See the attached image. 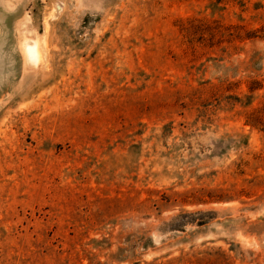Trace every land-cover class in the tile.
<instances>
[{"label": "rangeland", "instance_id": "374dc122", "mask_svg": "<svg viewBox=\"0 0 264 264\" xmlns=\"http://www.w3.org/2000/svg\"><path fill=\"white\" fill-rule=\"evenodd\" d=\"M0 264H264V0H0Z\"/></svg>", "mask_w": 264, "mask_h": 264}, {"label": "bare ground", "instance_id": "6f19581e", "mask_svg": "<svg viewBox=\"0 0 264 264\" xmlns=\"http://www.w3.org/2000/svg\"><path fill=\"white\" fill-rule=\"evenodd\" d=\"M25 46H26V45H25ZM33 46H34V44H33ZM33 46H32V44H28V45H27V49H28L30 55H32V54L34 53V51H35V50H34L33 52H31V50H33V48H34ZM25 48H26V47H25ZM28 51H27V52H28Z\"/></svg>", "mask_w": 264, "mask_h": 264}]
</instances>
